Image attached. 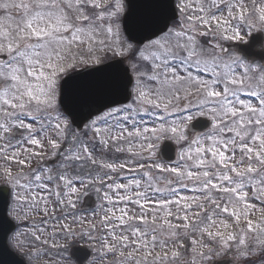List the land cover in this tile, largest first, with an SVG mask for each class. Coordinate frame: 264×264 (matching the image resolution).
<instances>
[{
	"label": "rangeland",
	"instance_id": "rangeland-1",
	"mask_svg": "<svg viewBox=\"0 0 264 264\" xmlns=\"http://www.w3.org/2000/svg\"><path fill=\"white\" fill-rule=\"evenodd\" d=\"M176 5L177 23L138 46L121 29L124 0H0V185L8 244L27 264H76L78 245L84 264H264V64L222 54L264 33V0ZM116 55L132 100L78 130L60 78ZM197 116L212 125L191 135ZM163 139L178 145L173 164Z\"/></svg>",
	"mask_w": 264,
	"mask_h": 264
},
{
	"label": "water",
	"instance_id": "water-1",
	"mask_svg": "<svg viewBox=\"0 0 264 264\" xmlns=\"http://www.w3.org/2000/svg\"><path fill=\"white\" fill-rule=\"evenodd\" d=\"M126 6L128 9L123 16L122 28L127 39L139 45L166 32L170 22L177 19L174 0H126ZM262 41V33L252 34L247 43L225 45L223 52L236 49L248 58L264 62V50H254L263 45ZM5 59L6 56L0 55V61ZM132 83L128 66L121 59H115L103 65L75 71L62 79L59 104L70 117L72 125L81 129L86 121L106 108L126 104L131 97L129 88ZM209 126L210 121L206 118H197L192 121L189 132L203 131ZM161 144V158L173 162L176 156L175 144L167 140ZM9 196V188L0 186V264H26L7 244V236L15 228L7 215ZM90 206L86 205L85 209ZM70 255L78 264L91 256L90 251L83 246L73 247ZM209 264H234V261L232 258H220Z\"/></svg>",
	"mask_w": 264,
	"mask_h": 264
}]
</instances>
